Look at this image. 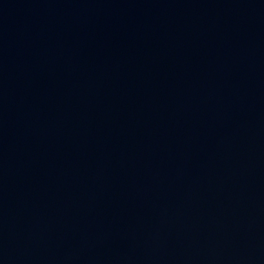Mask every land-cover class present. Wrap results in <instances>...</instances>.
<instances>
[{"label": "water", "instance_id": "water-1", "mask_svg": "<svg viewBox=\"0 0 264 264\" xmlns=\"http://www.w3.org/2000/svg\"><path fill=\"white\" fill-rule=\"evenodd\" d=\"M0 264H264V0H0Z\"/></svg>", "mask_w": 264, "mask_h": 264}]
</instances>
